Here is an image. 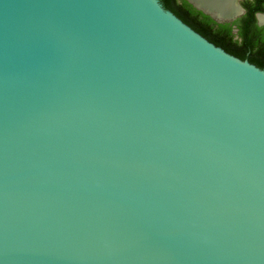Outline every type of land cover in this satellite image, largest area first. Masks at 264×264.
<instances>
[{
  "label": "water",
  "instance_id": "water-1",
  "mask_svg": "<svg viewBox=\"0 0 264 264\" xmlns=\"http://www.w3.org/2000/svg\"><path fill=\"white\" fill-rule=\"evenodd\" d=\"M0 264H264V70L159 0H0Z\"/></svg>",
  "mask_w": 264,
  "mask_h": 264
},
{
  "label": "trees",
  "instance_id": "trees-1",
  "mask_svg": "<svg viewBox=\"0 0 264 264\" xmlns=\"http://www.w3.org/2000/svg\"><path fill=\"white\" fill-rule=\"evenodd\" d=\"M165 10L172 12L182 22L228 54L264 70V37L262 28L255 29L254 18L251 13L245 23L240 21L233 24H217L209 16L192 7L186 0L183 5L177 6L172 0H159ZM238 28L237 39L232 34V26ZM251 26L256 30L253 32Z\"/></svg>",
  "mask_w": 264,
  "mask_h": 264
},
{
  "label": "flooded vegetation",
  "instance_id": "flooded-vegetation-1",
  "mask_svg": "<svg viewBox=\"0 0 264 264\" xmlns=\"http://www.w3.org/2000/svg\"><path fill=\"white\" fill-rule=\"evenodd\" d=\"M172 2L177 6L183 5V0H172ZM240 8H241L240 14L238 15V17L234 21L228 22V23H223V24H233L234 22L239 20L240 25H242L245 23V20H246V17L248 16V14L251 13L253 15V18H254V24L253 25L256 26L255 29L257 30L258 28H262V35L264 37V22L262 23L260 21L264 17V0H241L240 1ZM251 28H252L253 32L256 31L252 26H251ZM232 34L234 35V39L235 38L237 39L238 28L235 25L232 26Z\"/></svg>",
  "mask_w": 264,
  "mask_h": 264
},
{
  "label": "bare ground",
  "instance_id": "bare-ground-1",
  "mask_svg": "<svg viewBox=\"0 0 264 264\" xmlns=\"http://www.w3.org/2000/svg\"><path fill=\"white\" fill-rule=\"evenodd\" d=\"M205 7L208 11L213 12L217 16H231L237 14L232 0H193ZM261 19V18H260ZM264 22V17L260 20Z\"/></svg>",
  "mask_w": 264,
  "mask_h": 264
}]
</instances>
